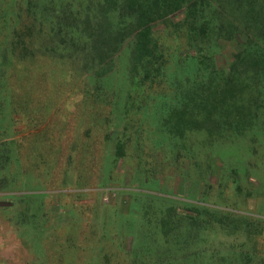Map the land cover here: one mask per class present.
I'll use <instances>...</instances> for the list:
<instances>
[{
	"label": "rangeland",
	"instance_id": "1",
	"mask_svg": "<svg viewBox=\"0 0 264 264\" xmlns=\"http://www.w3.org/2000/svg\"><path fill=\"white\" fill-rule=\"evenodd\" d=\"M47 2L0 0V144L13 178L0 191L10 202L0 206V264H152L161 255L171 264L178 245L160 243L147 207L161 206L156 197L179 214L208 205L228 217L226 228L210 220L185 239V264L238 257L239 249L264 264V141L203 144L194 133L177 141L160 126L162 102H175L200 66L181 12L169 15L176 25L153 29L158 74L129 80L130 35L102 61L91 56V30L76 45L58 41L57 31L51 44L41 38L54 14ZM54 2L80 20L93 12L92 0Z\"/></svg>",
	"mask_w": 264,
	"mask_h": 264
},
{
	"label": "trees",
	"instance_id": "2",
	"mask_svg": "<svg viewBox=\"0 0 264 264\" xmlns=\"http://www.w3.org/2000/svg\"><path fill=\"white\" fill-rule=\"evenodd\" d=\"M91 3L92 14L82 13L80 20V11L73 14L67 3L49 0L46 5L54 14L41 30L42 40L52 44L60 31L58 41L76 45L78 34L91 30L95 33L91 56L102 61L113 59L130 35L125 44L129 48L127 77L147 78L158 74L162 66L159 38L153 29L166 21L176 25L169 15L180 11L182 17L178 22L180 27H186L189 43L200 57L197 59L200 66L186 80L187 84L179 87L175 102L172 98L169 99L173 103L162 102V130L177 141L197 134L203 144L238 140L252 148L255 142L264 141V0H92ZM110 13L116 26L107 18ZM12 41V49L18 51V38ZM108 72L109 67H105L98 75ZM9 161L7 146L0 144V191L12 186L13 178L6 172ZM156 198L161 206L147 207L152 210L160 243L170 241L178 245L179 254L170 258L171 264H185L188 251L185 239L205 230L210 220L225 228L229 225L223 211L208 205L189 208L191 214H179L173 204L166 205L161 197ZM148 209L143 213L150 219ZM247 251L250 250L239 249L238 257L230 258L228 253L209 263L233 264L235 258L238 264H251ZM167 257L157 256L152 264H169ZM129 264L147 263L133 257Z\"/></svg>",
	"mask_w": 264,
	"mask_h": 264
},
{
	"label": "water",
	"instance_id": "3",
	"mask_svg": "<svg viewBox=\"0 0 264 264\" xmlns=\"http://www.w3.org/2000/svg\"><path fill=\"white\" fill-rule=\"evenodd\" d=\"M9 205H10L9 201L0 200V206H9Z\"/></svg>",
	"mask_w": 264,
	"mask_h": 264
}]
</instances>
